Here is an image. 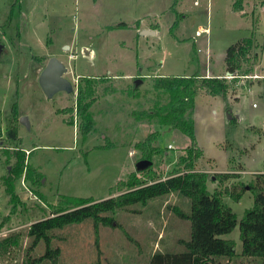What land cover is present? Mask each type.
<instances>
[{
    "label": "rangeland",
    "instance_id": "374dc122",
    "mask_svg": "<svg viewBox=\"0 0 264 264\" xmlns=\"http://www.w3.org/2000/svg\"><path fill=\"white\" fill-rule=\"evenodd\" d=\"M142 29L152 32L141 34ZM251 32L258 39L257 67L250 75L226 76L232 123L222 97L195 96V132L204 153L194 170L207 173V190L220 192L236 218L234 228L220 235L235 242L236 254L217 256L218 264H262L260 257L240 254L238 223L253 205V193L246 187L237 200L229 194L264 172V0H0V240L19 235L18 243L0 254V264H21L29 225L72 206L70 197L97 201L118 195L129 189L117 191L119 182L134 173L142 180L181 173L189 138L143 111L167 100L154 89L155 78L201 74L206 61L211 73L223 74L226 48ZM51 56L67 66L63 76L72 89L48 97L38 77ZM259 72L262 78L256 77ZM86 77L94 92L87 110L91 128L83 138L76 95ZM14 102L21 136L16 145L30 148L27 172L13 183L16 202L4 183L7 163L14 161L15 147L5 136ZM150 133L155 139L139 148ZM148 153L151 164L137 168ZM232 170L249 172L215 178ZM187 199L178 192L162 194L116 209L111 225L95 229L85 219L56 229L51 242L60 248L56 264H147L156 250L181 251L190 222L174 206L189 211ZM43 251L41 241L31 254Z\"/></svg>",
    "mask_w": 264,
    "mask_h": 264
},
{
    "label": "trees",
    "instance_id": "16d2710c",
    "mask_svg": "<svg viewBox=\"0 0 264 264\" xmlns=\"http://www.w3.org/2000/svg\"><path fill=\"white\" fill-rule=\"evenodd\" d=\"M256 48V37L253 32L226 48L225 69L230 75H233L232 79L250 74L258 59ZM84 80L83 85L77 84L76 95V111L83 120V124L81 123L79 126L83 138L91 128V119L87 116V110L92 103L94 92L90 78L86 77ZM228 87L225 77L200 76L198 73L189 76H157L154 89L159 93H165L167 100L165 103L159 104L154 111H143L147 117L156 116L160 124L177 129L189 138L187 154L179 160L182 172L158 180H153L151 177L142 180L135 173L131 174L127 180L119 182L117 191L125 189L124 186L129 189L118 195L97 201L89 198L70 197L74 199L72 206L29 225L27 235L30 242L26 247L25 259L21 264H43L46 261L56 264L60 248L51 245L54 237L53 231L56 229L82 222L85 219H91L95 229L99 224L111 225L116 209L127 207L136 202L144 204L150 198L172 192H178L188 198L189 211L177 206H174V211L178 216L189 220V238L182 240L184 249L181 251H154L147 264H218L217 256L232 258L236 254L235 242L222 238L220 235L228 233L234 228L236 225L235 214L229 206L223 203L220 192L207 190V173L194 170V162L202 155V150L197 146L192 117L194 97L199 89H204L212 95H219L226 101ZM226 110H229L228 106H226ZM11 113L12 120L6 127L5 136L11 142L12 147H15L12 151L14 161L7 163L10 167L4 175V183L5 191L13 201L16 199L13 183L21 174H26L27 166L25 151L16 145L19 141L17 127L14 124L17 117L16 102L11 105ZM228 120L231 122L233 118ZM154 139L155 136L150 133L144 141L138 142L136 145L141 149L146 148ZM4 151L7 153L6 150ZM143 157L151 160L149 153L140 159ZM214 175L221 181L229 176H239L229 172H218ZM246 187L253 193V205L244 211L238 223L242 244L240 254L245 257H260L264 264V172L255 173L253 180L247 184L241 182L239 188H234L235 190L231 191L229 195L237 200ZM18 237V234H14L2 238L0 254L16 245L19 241ZM41 241L44 243V251L38 256L32 255L31 252Z\"/></svg>",
    "mask_w": 264,
    "mask_h": 264
},
{
    "label": "water",
    "instance_id": "95a60500",
    "mask_svg": "<svg viewBox=\"0 0 264 264\" xmlns=\"http://www.w3.org/2000/svg\"><path fill=\"white\" fill-rule=\"evenodd\" d=\"M151 30L143 29L141 33H149ZM3 49V44L0 42V53ZM67 71V66L56 56H51L44 67L42 68L38 81L43 90V92L51 97L55 92L60 90L71 91L72 86L71 82L63 76V74ZM226 75L229 76L230 73L227 71ZM140 82L139 79L135 80V84L137 85ZM227 117L230 118L231 115L227 112ZM23 118H20L22 120ZM151 164V160L148 159H140L136 162L137 168H144Z\"/></svg>",
    "mask_w": 264,
    "mask_h": 264
},
{
    "label": "crops",
    "instance_id": "0c3cea01",
    "mask_svg": "<svg viewBox=\"0 0 264 264\" xmlns=\"http://www.w3.org/2000/svg\"><path fill=\"white\" fill-rule=\"evenodd\" d=\"M125 22V21H124ZM119 23H121V22H119ZM200 29H205L206 31H207V33H208V28H201L200 27ZM143 30V29H142ZM148 30V29H147ZM204 30V31H205ZM199 31V30H198ZM205 31V32H206ZM203 32V31H202ZM201 32V33H202ZM140 33H141V30H140ZM150 33V32H149ZM141 34H148V33H141ZM255 37H256V40H258L257 39V35L255 34ZM2 43V42H1ZM2 51H3V49H2ZM2 51H1V53H2ZM207 51H208V48L206 47V53H207ZM0 53V54H1ZM207 55V54H206ZM258 55V59H257V62L259 63V58H260V53H258L257 54ZM209 58H210V56H209ZM205 61H206V56H205ZM258 63H255L254 64V66H253V70H254V67L256 66L257 67V65H258ZM224 64H225V62H224ZM207 67H209V65H208V63H207V61H206V68L204 69V71L203 72H201V74H199L200 76H208V77H210V76H216V77H225L226 78V69H225V65H224V72H223V74H221V73H219V74H213V73H211V71H210V67L207 69ZM260 73V72H259ZM40 74V73H39ZM194 74V73H193ZM261 74V73H260ZM162 75H164V74H161V76ZM176 75V74H175ZM178 75V74H177ZM190 74H183V75H181V76H189ZM248 75H250V74H248ZM260 76H262V74L260 75ZM229 78H232V77H229ZM259 78H262V77H259ZM244 87V86H243ZM246 87V86H245ZM200 93H205V97H207L208 99H211V98H213V99H215L216 97H218L219 95H212V94H209L208 92H206L204 89H199L198 91H197V93H196V95L195 96H197L198 94H200ZM235 97H236V99L238 98V95H234ZM219 97H221V96H219ZM228 95H227V99H228ZM234 98V97H233ZM226 99V101H225V103H228V104H226V105H224V111L223 112H225V110H226V106H229V101L230 100H227ZM252 106H253V104H252ZM195 111H196V103H195V97H194V107H193V114H192V117H193V120H194V125H195ZM227 111V110H226ZM227 112H229V114L231 115V113H232V111L230 112V110H228ZM226 112V113H227ZM232 117V116H231ZM227 119H228V117H227ZM232 123V122H231ZM234 123H235V121H234ZM234 125V124H233ZM195 134H196V132H195ZM17 135H18V138H19V140H20V138H21V136L19 135V132H18V129H17ZM196 139H197V136H196ZM197 141H198V145H199V148L202 150V153H204V150H203V147L201 146V143H200V141L197 139ZM19 145H20V143H19ZM1 147V146H0ZM21 148L24 150V151H27V150H30V148H26V147H22V145H21ZM32 148V147H31ZM172 148H173V146H172ZM131 151H129L128 153H130ZM3 154H7V153H5V151H3L2 152ZM131 154V153H130ZM133 154V153H132ZM29 155V154H28ZM6 157H8V156H6ZM12 157H13V159H14V156H13V154H12ZM233 172H235V173H240V172H249V171H246V170H232ZM251 171V170H250ZM253 171H255V170H253ZM259 171V170H258Z\"/></svg>",
    "mask_w": 264,
    "mask_h": 264
},
{
    "label": "built area",
    "instance_id": "2783aa9c",
    "mask_svg": "<svg viewBox=\"0 0 264 264\" xmlns=\"http://www.w3.org/2000/svg\"><path fill=\"white\" fill-rule=\"evenodd\" d=\"M230 77H232L233 75H229ZM246 76V75H245ZM256 77H261L260 75H257ZM253 106H255V103H253ZM263 131H264V124H263ZM167 148H172V145L168 144ZM131 154L133 153L132 151L130 152Z\"/></svg>",
    "mask_w": 264,
    "mask_h": 264
}]
</instances>
